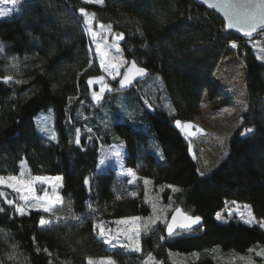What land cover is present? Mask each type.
Listing matches in <instances>:
<instances>
[{
  "label": "trees",
  "instance_id": "trees-1",
  "mask_svg": "<svg viewBox=\"0 0 264 264\" xmlns=\"http://www.w3.org/2000/svg\"><path fill=\"white\" fill-rule=\"evenodd\" d=\"M80 8L125 34V56L148 72L127 89L117 80L100 102L88 80L103 71ZM232 41L246 66L247 99L264 105V62L193 0H20L0 19V176L25 170L63 177V203L49 213L21 214L17 194L0 185V264H89L99 257L143 264L148 256L163 264H264V228L216 219L236 201L264 220V126L256 112L241 117L228 156L209 173L175 126L192 123L205 96L226 95L215 74ZM49 109L51 125L42 129L37 118ZM113 143L126 145L134 178L113 168L97 172L101 146ZM180 207L201 216L203 226L169 238L167 222ZM41 217L50 225L41 226ZM130 217L147 223L139 251L112 247L99 235L98 224Z\"/></svg>",
  "mask_w": 264,
  "mask_h": 264
},
{
  "label": "rangeland",
  "instance_id": "rangeland-1",
  "mask_svg": "<svg viewBox=\"0 0 264 264\" xmlns=\"http://www.w3.org/2000/svg\"><path fill=\"white\" fill-rule=\"evenodd\" d=\"M19 1L17 0L15 6L5 2L4 4H0V8H12L11 15H13L17 11ZM82 1L91 5H104V0ZM11 15H0V19ZM83 21L85 30L91 40L92 50L103 71V75L110 82V85L115 87L114 82L118 80V84H120L121 79L126 75L130 62L125 56L122 44L115 40V37L120 36L121 32L113 30L112 26L108 24L97 21L91 11H88L87 15L83 17ZM249 43L252 45L258 60L264 62V32L259 33ZM232 44H236L237 47L233 48ZM238 46L239 43L237 41H232L229 44L215 74V79L224 89L226 95L216 99L210 98L208 95L205 96L199 113L194 117L192 122L197 135L193 139H189V145L202 173H209L228 156L230 139L234 132L242 127L243 121L241 117L244 114L255 111L258 124L264 126V105L255 107L247 99V70L244 62L238 57ZM112 65L118 67L113 68ZM95 93L101 95V99L98 101L100 102L104 94L100 93V91ZM53 116V109H49L38 116L37 124L40 128L47 129L51 125V117L53 118ZM126 155L127 147L123 143L101 146L97 172L102 173L113 168L121 174L134 178V171L125 165ZM10 177L14 179H9ZM37 177L41 179L37 180ZM57 177L62 176L43 175L29 177L28 173L24 170L19 176H0L4 180V183L0 185L8 187V184H14L19 189V191H16L8 187L17 194V199L19 200V203H16L17 207L22 208L24 213L28 209L40 208L41 204H44L49 199H54L57 195L61 196V186L57 184ZM61 184L63 186V177ZM28 185H31L33 189L31 192L28 191ZM25 196L28 197L27 203L22 199ZM37 200L40 201V204L36 203ZM60 204L57 203L56 206ZM216 219L218 222L224 224L235 220L247 225H259L264 228V220L254 215L250 205L236 201L228 202L226 208L216 215ZM121 220L127 222L118 223ZM98 225L99 235L103 240L105 238L112 240V244H110L112 247H126L132 250L136 249L137 245H139L140 250L142 230L147 227V223L135 217L115 219L108 227L102 224ZM137 231L139 232L138 235ZM101 232H103V236ZM184 233L186 232H179L176 235ZM91 261L92 264H109V262L110 264H116L111 257H99ZM187 262L189 261L183 258L179 261V264H187ZM143 264L163 263L155 260L152 256H148L143 261Z\"/></svg>",
  "mask_w": 264,
  "mask_h": 264
},
{
  "label": "snow or ice",
  "instance_id": "snow-or-ice-1",
  "mask_svg": "<svg viewBox=\"0 0 264 264\" xmlns=\"http://www.w3.org/2000/svg\"><path fill=\"white\" fill-rule=\"evenodd\" d=\"M5 2L11 3L13 6H15L17 4V0H0V4H4ZM225 7V9L227 10V15H228V25L227 27L229 29L231 28H238L241 31H245L246 35H250L251 34V30L255 29L257 27V25L260 24H264V11L260 10L259 8H257L255 5L253 4H233V3H225L223 5ZM13 9L12 8H7V9H2L0 8V15L3 16H7V15H11L12 14ZM81 13H84V9H80ZM87 23V21H86ZM93 35H95V33H93ZM117 39H123L122 34L120 36L117 37ZM233 48H236L237 45L236 44H232L231 45ZM0 50H2V47H0ZM119 50V49H117ZM113 68H116L118 66L116 65H112ZM130 74L126 75L124 77L123 80L120 81L121 87H124L126 83H131L132 79L134 78V74H138L140 76H143L146 74V69L142 68V67H137L135 62H132L131 68L129 69ZM11 77H6V80H11ZM102 79V78H101ZM113 79H115V77H113ZM93 80L89 79L88 80V84H92ZM105 91V88H101L100 89V93H103ZM93 99L99 101L101 99V95L98 93L93 92ZM149 107H151V105H149ZM178 125L180 124V121L176 122ZM191 127V125H189ZM252 129H247V132H251ZM53 139H55V137H53ZM77 143H79V135H78V130H77ZM117 155H119V153H117ZM101 163H103V161H101ZM9 179H14L12 177H10ZM41 178L37 177V180H40ZM57 184H60V186L62 187L61 181H62V177H57L56 178ZM4 180L3 178H0V184H3ZM88 181H85V184H87ZM10 188H13L16 191H19L18 188H16V186L14 184H8L7 185ZM55 187V185H54ZM28 191L31 192L33 189L31 187V185L27 186ZM22 199L25 200V203L28 202V197H22ZM9 203H12L11 201H9ZM37 204H40V201L37 200L36 201ZM57 203H63V199L61 196L57 195L54 199H49L47 200L44 204H41L40 208H38L37 210L43 211L45 213H49L53 210V208L56 206ZM3 209H0V211H2ZM18 212H20L21 214H23V209L22 208H18L17 209ZM77 219H79V217H76ZM138 219V218H137ZM184 222L179 225L181 227L184 228H189L191 227L192 223H199L200 222V217H188V216H184L183 217ZM127 221L125 220H121L118 221V223H126ZM51 221L44 219L43 217H41L39 219V224L41 226H46V225H50ZM249 223H251V221H249ZM174 226H176V218L173 217V224L168 226V232L169 235H171L173 233L174 230ZM99 227V225H98ZM139 234V232L137 231V235ZM101 235L103 236V232H101ZM105 242L108 244H112V240L106 239L105 238ZM136 251H139V245H137L136 249H134ZM89 264H92L91 259L89 260ZM110 264V262H109Z\"/></svg>",
  "mask_w": 264,
  "mask_h": 264
},
{
  "label": "water",
  "instance_id": "water-1",
  "mask_svg": "<svg viewBox=\"0 0 264 264\" xmlns=\"http://www.w3.org/2000/svg\"><path fill=\"white\" fill-rule=\"evenodd\" d=\"M193 1H195L196 3H198L201 6H204V7L208 8V9L216 12L223 19V21L225 23L226 30L235 33L238 37H241L242 39H245L247 41H251L259 33L264 32V24L257 25V27L255 29L251 30V34L250 35H246L245 31H241L238 28L229 29L227 27V25H228L227 10L223 6L225 3H233V4H249L250 3V4L255 5L260 10L264 11V0H193ZM80 9H84V13H81ZM80 9L78 10V15L83 18L85 15H87L88 10L86 8H80ZM121 34L123 36V39H117V37H115V40L117 42L123 44L124 41H125V34H123V33H121ZM133 61L135 62L137 67H141V66L138 65V63L135 60H133V59L130 60L128 68H127L126 75L130 74L129 69L131 68V65H132ZM147 74H148L147 70H146V74L143 75V76H140L138 74H134V78L132 79L131 83H126L125 86L122 87V88L127 89V88L133 86L135 84V82L144 79L147 76ZM124 77L121 80H123ZM91 80H93V83L89 84V86H90V88L92 90H94L95 87H97L98 85H101V84L105 83V77L104 76L92 77ZM177 121H180V120H177ZM176 122H175V126L178 129L182 130L183 133L187 137H189L190 139H193L197 135L196 131L194 130L193 123H191V122L182 123L180 121V124L178 125ZM189 125H191V127ZM184 216L193 217V218L200 217V222L199 223H192L191 227H189V228L181 227L179 225H181L184 222V220H183ZM173 217L176 218V226H174L173 233L171 235H169L168 226L173 224ZM202 226H203V218L201 216H193V215L187 214L183 210V208L180 207V208L175 209L173 211V213L171 214V216H170V218H169V220L167 222V225H166V235H167V237L172 238L179 232H186V233L187 232H193V231H196V230L200 229Z\"/></svg>",
  "mask_w": 264,
  "mask_h": 264
},
{
  "label": "flooded vegetation",
  "instance_id": "flooded-vegetation-1",
  "mask_svg": "<svg viewBox=\"0 0 264 264\" xmlns=\"http://www.w3.org/2000/svg\"><path fill=\"white\" fill-rule=\"evenodd\" d=\"M104 76V75H103ZM105 88V91L103 92V94H107L108 92H110L112 90V86L110 85V82H108L105 78V83L98 85L97 87H95L93 92H97L100 91L101 88Z\"/></svg>",
  "mask_w": 264,
  "mask_h": 264
}]
</instances>
